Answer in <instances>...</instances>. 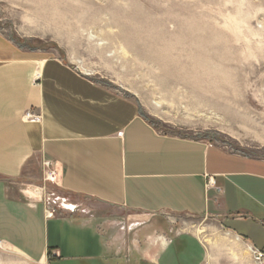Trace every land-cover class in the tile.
I'll return each mask as SVG.
<instances>
[{
    "label": "crops",
    "instance_id": "crops-1",
    "mask_svg": "<svg viewBox=\"0 0 264 264\" xmlns=\"http://www.w3.org/2000/svg\"><path fill=\"white\" fill-rule=\"evenodd\" d=\"M44 161L70 199L54 215L24 180ZM0 243L48 264H259L264 159L161 133L133 100L0 32Z\"/></svg>",
    "mask_w": 264,
    "mask_h": 264
},
{
    "label": "rangeland",
    "instance_id": "rangeland-1",
    "mask_svg": "<svg viewBox=\"0 0 264 264\" xmlns=\"http://www.w3.org/2000/svg\"><path fill=\"white\" fill-rule=\"evenodd\" d=\"M0 32L133 100L161 133L264 159V0H0ZM24 180L52 215L70 200L42 167ZM0 264L48 263L0 243Z\"/></svg>",
    "mask_w": 264,
    "mask_h": 264
},
{
    "label": "built area",
    "instance_id": "built-area-1",
    "mask_svg": "<svg viewBox=\"0 0 264 264\" xmlns=\"http://www.w3.org/2000/svg\"><path fill=\"white\" fill-rule=\"evenodd\" d=\"M24 119L27 121H35L37 120V116L33 114L32 111L28 110L25 111L24 113ZM43 167L45 168V178L47 181L54 183L55 182V178H56V173L54 171V169L52 168V162L51 161H44L43 162ZM208 186H214V181L212 180V178H208ZM217 189H219L218 187H216ZM49 215H52L51 212H49ZM252 255L254 260L259 263V264H264V253L259 251V250H252Z\"/></svg>",
    "mask_w": 264,
    "mask_h": 264
},
{
    "label": "bare ground",
    "instance_id": "bare-ground-1",
    "mask_svg": "<svg viewBox=\"0 0 264 264\" xmlns=\"http://www.w3.org/2000/svg\"><path fill=\"white\" fill-rule=\"evenodd\" d=\"M196 30V29H195ZM198 32V31H197ZM197 32H195V33H197ZM198 38V37H197ZM199 39H197V41H198ZM199 42V41H198ZM205 43H206V41H204Z\"/></svg>",
    "mask_w": 264,
    "mask_h": 264
}]
</instances>
